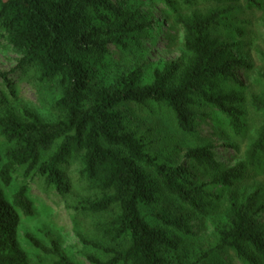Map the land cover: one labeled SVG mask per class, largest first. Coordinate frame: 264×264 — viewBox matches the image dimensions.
Segmentation results:
<instances>
[{
    "label": "trees",
    "instance_id": "16d2710c",
    "mask_svg": "<svg viewBox=\"0 0 264 264\" xmlns=\"http://www.w3.org/2000/svg\"><path fill=\"white\" fill-rule=\"evenodd\" d=\"M156 1L182 33L187 57L155 67L148 80L137 56L153 24L140 6L0 0V45L18 56L10 72L16 82L0 72V264H30L19 230L36 216L34 187L81 218L88 264H200L226 251L242 264H264V184L237 190L264 154V88L243 93L236 73L251 72V64L213 35L240 0ZM245 2L263 13L264 25V2ZM21 84L39 94L40 106L24 100ZM247 101L260 126L241 160L225 166L203 144L199 125L218 114L240 135ZM149 102L169 111L177 132L200 141L183 150L182 162L167 158L175 147L155 153L147 133L128 120L126 107ZM211 215L220 217L212 221L214 243L184 256L192 216ZM44 239L26 235L50 264H73L52 235Z\"/></svg>",
    "mask_w": 264,
    "mask_h": 264
},
{
    "label": "rangeland",
    "instance_id": "374dc122",
    "mask_svg": "<svg viewBox=\"0 0 264 264\" xmlns=\"http://www.w3.org/2000/svg\"><path fill=\"white\" fill-rule=\"evenodd\" d=\"M262 1L264 2V0ZM119 2H121L122 7L140 6V9L147 16L146 19L153 24L150 32L141 40L139 55L137 56V62L143 67L146 79L149 80V74L155 67H161L166 63L176 62L187 57L181 46L182 33L168 20L169 11L166 6L156 0H119ZM262 18V12L248 10L245 0H240L233 6L232 13L227 15V18L215 28L216 31L213 33L214 36L228 45L238 58L251 64V72L236 73V79L243 84V93L247 97L262 92L264 88L259 77L262 73L264 74V61L262 59L264 56V25ZM2 47L0 45V72L6 73L10 80L16 82L18 73L10 72L14 69L18 56L11 50ZM19 89L24 100L40 106L38 103L39 94L32 87L21 84ZM49 94L47 92L44 95ZM129 108H125L126 115L130 117L128 120L135 127H139L140 133H147L148 140L153 143L152 148L155 153L170 151L175 147L173 149H176L177 153L173 155L171 152H166L170 154L167 158H172L176 163H179L184 160L181 158L183 150L199 145L200 141L177 132L169 111L162 105L149 102L140 107L130 105ZM244 108L247 111V126L240 135L235 134L228 126L226 118L218 114L211 115L209 113V118L199 125V135L202 137L203 144L210 143L213 145V152L217 161L225 166H235L241 160L247 145L255 137V132L260 126V116L249 107L248 101ZM232 146H236V148L233 149ZM257 162L258 164L254 168L248 169L245 177L238 182L237 190L239 192H248L253 185L264 184V154L259 156ZM259 164L261 168L258 167ZM75 170V166L72 168V165L67 168V172L73 174H75ZM76 180L74 175L73 184H76ZM32 192L34 196L40 198L36 205V216L31 220H23L19 230L21 246L28 253L30 264H37L38 260H42L46 264L52 262L51 259L45 258L33 250L26 241V235H32L45 243L44 236L46 234L52 235L58 241L73 264H88L85 256L89 255L90 252L84 250L78 238L80 234H87V231H82L79 226L81 218H74L73 213L66 209V203L57 197L39 193L35 187ZM167 206L173 207L171 204ZM143 212L151 213L152 209H143ZM192 217L194 219L192 218L190 221L191 234L184 239L181 247V253L184 256L195 253L199 248L207 250L214 243L215 237L211 229L212 221L217 218L220 219L219 216L214 215L204 218ZM258 222L264 226V215L260 216ZM170 233L175 238H183L173 229L170 230ZM99 256L101 257V255ZM200 264L242 263L235 258L233 252L226 251Z\"/></svg>",
    "mask_w": 264,
    "mask_h": 264
}]
</instances>
